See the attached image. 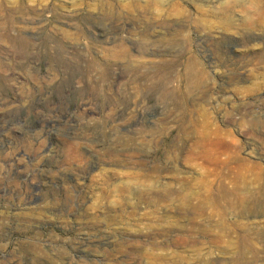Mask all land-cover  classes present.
<instances>
[{"label": "rangeland", "instance_id": "obj_1", "mask_svg": "<svg viewBox=\"0 0 264 264\" xmlns=\"http://www.w3.org/2000/svg\"><path fill=\"white\" fill-rule=\"evenodd\" d=\"M263 209L264 0H0V264H264Z\"/></svg>", "mask_w": 264, "mask_h": 264}, {"label": "bare ground", "instance_id": "obj_2", "mask_svg": "<svg viewBox=\"0 0 264 264\" xmlns=\"http://www.w3.org/2000/svg\"><path fill=\"white\" fill-rule=\"evenodd\" d=\"M83 108V107H82ZM128 108V107H127ZM133 108V107H132ZM128 111V110H127ZM126 111V112H127ZM121 114V113H120ZM86 153H84L85 156ZM75 155V154H74ZM81 155V154H80ZM87 155V154H86ZM90 157V156H88ZM87 157V158H88ZM77 158H79V156L77 155ZM84 158V157H82ZM86 158V159H87ZM81 159V158H80ZM13 160V159H12ZM82 160V159H81ZM85 159H83L84 161ZM88 160V159H87ZM86 160V161H87ZM90 160V158H89ZM92 160V159H91ZM5 161V160H4ZM7 161V160H6ZM5 161V162H6ZM77 161V160H76ZM79 161V160H78ZM85 162V161H84ZM91 162V161H90ZM90 162L88 164H90ZM227 162V161H226ZM94 163V162H93ZM94 166V165H93ZM84 167V166H82ZM89 167V166H88ZM84 172V171H82ZM85 173V172H84ZM246 173V172H245ZM221 182V181H220ZM236 185V184H235ZM232 184L230 187L227 186L226 184H218L216 190L213 189V187H211L210 185L206 186V187H201L202 190V194L204 195V197L208 200V201H212L213 203H216L218 199H221L223 196H238L239 195V191L241 190V188L239 187L240 185H236ZM170 185L168 184H160L159 186H156V184H152L150 187L145 188L144 193L138 192L141 197H147V198H153V197H158V198H169L172 196H176L178 195V192L176 189H171L169 187ZM165 188V189H164ZM245 188V187H244ZM31 195V194H29ZM139 196V197H140ZM33 197V196H32ZM31 197V198H32ZM140 197V198H141ZM236 202L235 204L237 205V207L240 208V212L239 214L244 216L248 213L249 210H247V205L245 203V199L243 197L238 196V198H235ZM31 200V199H30ZM257 205V204H256ZM251 210V209H250ZM260 210V209H259ZM264 210V209H263ZM254 212H258V210H253ZM253 213V212H252ZM255 215V214H254Z\"/></svg>", "mask_w": 264, "mask_h": 264}]
</instances>
